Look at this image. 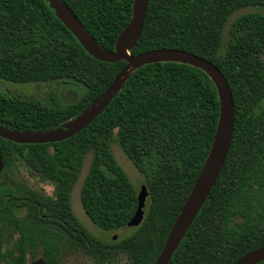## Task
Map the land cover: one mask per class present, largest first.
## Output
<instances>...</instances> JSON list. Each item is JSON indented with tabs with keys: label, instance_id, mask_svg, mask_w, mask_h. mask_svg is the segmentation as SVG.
<instances>
[{
	"label": "trees",
	"instance_id": "16d2710c",
	"mask_svg": "<svg viewBox=\"0 0 264 264\" xmlns=\"http://www.w3.org/2000/svg\"><path fill=\"white\" fill-rule=\"evenodd\" d=\"M64 1L109 50L130 21L134 5V0ZM247 7L256 10L231 19ZM261 7L264 0L148 2L144 27L131 53L179 48L214 62L226 77L235 107L231 146L220 176L169 264H231L264 246ZM125 65L124 60L105 62L90 55L47 0H0V79L52 81L57 86L73 80L83 85L79 96L64 87L74 92L69 102L0 89V123L29 131L59 126L98 98ZM219 117L218 90L206 72L187 63L160 61L135 69L109 106L71 137L48 143L0 137V264H26V245L35 243L34 234L41 237L46 263L58 262L57 242L53 255L45 233L53 215L68 221L70 228L80 227L77 234L63 232V238L71 247L79 246L83 231L84 253L98 263L125 255L130 264H155L210 153ZM111 142L139 170L149 195L139 226L104 239L82 225L71 195L90 153L80 190L87 216L105 231L128 226L138 207V187L116 159ZM23 168L52 185L54 193L30 188L20 175ZM22 205L28 206L25 216L16 212ZM38 211L46 213L44 218ZM18 230L21 237L16 236Z\"/></svg>",
	"mask_w": 264,
	"mask_h": 264
},
{
	"label": "water",
	"instance_id": "95a60500",
	"mask_svg": "<svg viewBox=\"0 0 264 264\" xmlns=\"http://www.w3.org/2000/svg\"><path fill=\"white\" fill-rule=\"evenodd\" d=\"M47 1L54 9L57 17L74 34L90 55L105 62L124 60L126 65L98 98L78 115L63 124L47 130L29 131L11 128L0 123V137L17 143H48L71 137L87 127L109 106L124 81L135 69L148 63L175 61L190 64L206 72L217 87L220 99V117L213 146L155 262V264H169L174 252L216 184L231 146L235 107L233 94L226 77L214 62L184 49L164 47L137 54L131 53L141 36L149 0H134L131 19L120 32L112 50L101 46L64 0ZM2 168L3 160L0 149V173ZM148 195L149 191L145 184L138 187V207L129 220L128 226L136 227L142 222ZM262 260H264V246L251 250L231 264H256ZM32 264L46 263L40 259Z\"/></svg>",
	"mask_w": 264,
	"mask_h": 264
},
{
	"label": "rangeland",
	"instance_id": "374dc122",
	"mask_svg": "<svg viewBox=\"0 0 264 264\" xmlns=\"http://www.w3.org/2000/svg\"><path fill=\"white\" fill-rule=\"evenodd\" d=\"M253 10H256V9L253 7H247V8L240 9L239 11L235 12L232 15L231 19H233L238 14H241L247 11H253ZM258 11L264 13V8L261 7V9H258ZM62 83L63 85L59 84L57 86V84L52 81L11 82V81H7L4 79H0V89L4 91L13 92L18 95H24V96H29V97L46 98V96H49L50 98L51 96L52 98V96H55L58 99L62 100L63 102H69L72 100L71 98L74 96V92L72 90L76 91L78 93V96L80 94V91L83 90L82 89L83 85L80 84V82L73 81V80H63ZM65 86L68 88H71L72 90L70 89L71 90L70 91L68 90V88L67 89L64 88ZM63 90H64V94H62L61 96V93ZM111 147H112V150L114 152L116 159L122 165V167L126 170V172L129 174L133 183L137 187L144 184L143 176L141 175L139 170L135 167V165L132 163V161L129 159V157L125 154V152L121 149V147L116 142H111ZM90 162H91V154L89 153L87 154L85 158L84 165L81 170L79 179L76 182V185L72 192L71 202H72V205L74 206L73 208L76 209L78 215L81 218L86 219L88 228L92 232H94V234L104 239L112 238L113 235H117V238H118L120 235L124 233L131 232L134 226H126L125 228H122L116 231H105L99 228L98 226H96L87 216L83 208L82 202H81L80 190H81V186L83 184L84 178L87 174ZM26 172L28 171L25 168H23L21 171V173L25 175H26ZM28 181H29V185H32L33 187L44 190L48 194H51L53 191V186L50 184L33 181L31 179H28ZM58 264H101V263H98L94 258L90 257L86 253L76 252V253H72L71 255L67 257H63ZM105 264H130V262L128 261L125 255H122L121 259H119L118 261H114L112 263H105Z\"/></svg>",
	"mask_w": 264,
	"mask_h": 264
},
{
	"label": "flooded vegetation",
	"instance_id": "af4514ba",
	"mask_svg": "<svg viewBox=\"0 0 264 264\" xmlns=\"http://www.w3.org/2000/svg\"><path fill=\"white\" fill-rule=\"evenodd\" d=\"M20 175H22L25 178V180H26V182H27V184H28V186L30 188H32L33 190H36V191L39 190V192H43L46 195H48V193H46L44 190H41V189H38L36 187H33L32 185H29L28 179H31L33 181H38V182L42 183V181L40 180V176L39 175H37L34 172H30V171L26 172V175L22 174V173ZM22 176H20V177H22ZM53 193H54V188H53V191H52L51 194H53ZM71 197H72V195H71ZM36 205H41V204L37 203ZM71 205H72V202H71ZM73 207L74 206L72 205V208ZM74 209L75 208H73V210ZM16 212H17V214H20L21 216H25L27 214V212H28V206L27 205H22V206L18 207ZM38 213L43 218L46 215V213L42 212V211L41 212L38 211ZM74 213L78 217V219L80 220L82 225L86 229H89L88 225H87V222H86V219L81 218L78 215L76 209L74 210ZM47 222H48V228H47V232H45V233L49 237L48 248L52 247L51 253L53 252V255H55V244L57 242V247L59 249L58 250V256H59L60 260L58 262H54L53 264H58L63 257H67V256L71 255L72 253H76V252H83L84 253V247L86 245L85 244L86 235H85V233L83 231L81 233L82 237L80 238V245L79 246L71 247L70 245L66 244V241L63 238L64 235H65L63 232H65L66 234H70L71 232H74V234H77L78 232H80V227H72V228H70L68 221H66V220H62V221L61 220H57V219H55L54 215L50 219H48ZM16 233H18V234H16V236H18V235L20 237L22 236V235H20L21 234L20 230H18V232H16ZM57 235L58 236L60 235V236L57 237ZM34 236H35V243L26 245V249H25L26 264H32L34 261L40 260V259L43 260L46 263V261H45V255H46L45 254V248L41 244V237L38 234H34ZM113 237H114V235L112 236V238ZM116 238H117V235H116Z\"/></svg>",
	"mask_w": 264,
	"mask_h": 264
}]
</instances>
